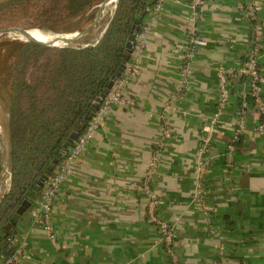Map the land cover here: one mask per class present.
Listing matches in <instances>:
<instances>
[{
    "label": "crops",
    "instance_id": "crops-1",
    "mask_svg": "<svg viewBox=\"0 0 264 264\" xmlns=\"http://www.w3.org/2000/svg\"><path fill=\"white\" fill-rule=\"evenodd\" d=\"M242 1L246 0L207 1L199 22L207 45L190 62L189 91L167 114L171 137L160 153L153 187L165 198L158 215L177 218L175 250L184 264H211L219 245L192 201L195 156L206 117L216 108L217 71L238 67L249 48L251 27L238 8ZM186 2H165L151 25L139 73L123 90L135 105L112 107L84 149L83 165L61 183L53 204L52 237L32 221L29 210L13 223L18 245L24 242L17 264H169L157 231L145 215L141 179L158 140V115L180 84L188 26ZM110 17L99 34L91 27L82 45L97 42ZM260 18L264 22V12ZM259 65L264 76V47ZM229 87V102L208 148L211 161L206 179L212 219L225 237L220 261L264 264V136L244 133L233 159L225 158L245 83L231 77ZM261 93L264 96V83ZM257 122L258 115L250 107L247 127Z\"/></svg>",
    "mask_w": 264,
    "mask_h": 264
},
{
    "label": "trees",
    "instance_id": "trees-1",
    "mask_svg": "<svg viewBox=\"0 0 264 264\" xmlns=\"http://www.w3.org/2000/svg\"><path fill=\"white\" fill-rule=\"evenodd\" d=\"M54 1L44 13L58 11L54 16L58 21L72 18L103 0ZM154 1L116 0L94 44L13 43V61L4 76L8 92L9 189L0 197L2 263L16 254L18 246L13 227L8 229L6 224L47 168L52 166L53 171L60 163L62 159L53 165V160L59 153L64 155L71 145L67 142L69 134L85 128L84 117L92 102L110 81L124 73L130 58L125 45L134 16L140 9L145 17ZM247 101L251 103L250 98ZM239 140L240 137L235 145ZM1 158L0 145V172ZM36 201L26 210L30 211Z\"/></svg>",
    "mask_w": 264,
    "mask_h": 264
},
{
    "label": "built area",
    "instance_id": "built-area-1",
    "mask_svg": "<svg viewBox=\"0 0 264 264\" xmlns=\"http://www.w3.org/2000/svg\"><path fill=\"white\" fill-rule=\"evenodd\" d=\"M167 1L178 3L179 0H155L149 14L143 18L139 30L134 34L130 58L126 62L122 76L113 81L105 97L99 103L97 110L85 128L78 134L77 138L64 153L62 160L51 174L43 181L40 193L35 206L30 210L32 221L39 225L48 236L52 237V210L54 199L61 183L68 176L74 173L77 167L83 165L81 155L96 133L103 127L104 122L113 106L121 108H132L135 102L123 94L126 85L134 79L140 69V59L146 48L148 32L151 25L157 20L164 10ZM208 0H187L188 26L184 35V49L182 52V62L180 67V84L174 94L164 103L159 119V136L152 155L149 159L141 179V190L146 198L145 215L151 222L161 242L169 264H184L175 250L177 231L176 220L163 219L158 215V211L165 204V198L153 187V181L159 171L160 153L166 148L167 141L171 137V131L167 122V114L174 108V102L183 97L190 89V62L198 49L207 45V40L200 35L199 22L203 19ZM238 8L244 13L251 27V38L249 48L241 64L236 68L220 67L217 71V91L218 98L216 108L206 117L203 126L199 146L196 151V168L194 173L195 187L192 201L204 215L208 232L219 240L216 257L211 264H221V256L225 252V237L215 226L212 219V207L209 203L210 190L206 185L207 169L211 159L208 157V148L214 134V128L221 120V115L229 102L231 92L229 79L231 77L243 79L245 90L240 103L237 118L231 122L233 134L229 139L224 156L228 160L233 159L237 148L235 142L244 133L253 131L260 136H264V96L261 93V85L264 83V76L261 73L259 58L264 47V22L260 18L264 12V0H246L238 4ZM250 98L251 103L247 101ZM252 107L258 115L257 124L249 129L246 124L247 110ZM11 239V243H15ZM24 242L19 244L16 254L7 258L2 264H17L18 255L22 252Z\"/></svg>",
    "mask_w": 264,
    "mask_h": 264
},
{
    "label": "rangeland",
    "instance_id": "rangeland-1",
    "mask_svg": "<svg viewBox=\"0 0 264 264\" xmlns=\"http://www.w3.org/2000/svg\"><path fill=\"white\" fill-rule=\"evenodd\" d=\"M54 0H0V29L8 27H19L27 29L35 39L41 41H51L56 36H74L80 32L86 25L94 20L96 10L99 5H94L80 14L66 19L54 21V16L58 11L45 12V9L52 5ZM55 2V1H54ZM116 2V1H115ZM115 2L111 1L104 7L103 16L96 26L92 27L95 34H99L103 25L110 17ZM39 30V31H38ZM49 40V41H48ZM26 38L19 32H4L0 34V139L3 143L4 159L3 165L8 171L9 166V144L7 132V111H8V92L4 84V76L8 66L12 63V52L14 51V42L24 43ZM14 43V44H13ZM73 44V43H72ZM74 44H84V37ZM59 41L56 46H62ZM0 197L8 188L9 171L3 175L0 172Z\"/></svg>",
    "mask_w": 264,
    "mask_h": 264
},
{
    "label": "water",
    "instance_id": "water-1",
    "mask_svg": "<svg viewBox=\"0 0 264 264\" xmlns=\"http://www.w3.org/2000/svg\"><path fill=\"white\" fill-rule=\"evenodd\" d=\"M110 1L111 0H103L98 6L94 20L91 23H89L85 28H83L80 32L76 33L74 36H70V37L69 36H66V37L56 36V37H54V39L51 42H42V41L37 40V39L33 38L32 36H30L27 29H23V28H19V27H8V28L0 29V34H2L4 32L13 31V32H19L20 34H22L26 38L27 41H33V42H37L40 44L56 46V42H58V41H61L63 43V45L72 44V43H75L76 41L80 40L81 38H83L84 35L88 32V30L97 24V22L100 19V16L102 15L104 7ZM143 18H144V14L139 9L134 16V19H133V22L131 25V29L129 32L128 40H127L126 45H125L129 53H131L132 43L134 40V34L139 30ZM112 85H113V81H110L108 83V85L99 94V96H97V98L92 102L87 114L84 117L85 124L94 115L95 111L97 110V108L99 106V103L105 97V95L107 94L109 89L112 87ZM78 134H79V132L77 130L72 131L68 136L67 142L71 143L74 139L77 138ZM0 145H1V151H2L1 174H4V173H8V171L5 169V167L3 165L4 152H3V143L1 141V139H0ZM62 158H63V154L59 153L57 155V157L53 160V165L58 164ZM52 169H53V167L49 166L47 168V170L42 174L41 178L36 182V184L28 191V193L26 194V197L24 198L22 204L12 214L10 222H8L6 224V227L8 229H11L13 227V223L20 218L23 211L26 210V208L30 204L35 202V200L37 199V197L40 193L43 181L48 177L49 174L52 173L51 172ZM1 183H2V181L0 180V186H1ZM13 233L16 234V231H13Z\"/></svg>",
    "mask_w": 264,
    "mask_h": 264
},
{
    "label": "bare ground",
    "instance_id": "bare-ground-1",
    "mask_svg": "<svg viewBox=\"0 0 264 264\" xmlns=\"http://www.w3.org/2000/svg\"><path fill=\"white\" fill-rule=\"evenodd\" d=\"M116 0H111V3L112 2H115ZM39 31V30H38ZM31 32V31H30ZM29 32V34H30V36H32V34ZM33 37V36H32ZM33 38H35V37H33ZM38 40V39H37ZM41 41V40H40ZM42 42H47V41H42ZM49 42H51V41H49ZM59 43V41L58 42H56V44H58ZM3 175V174H2ZM9 189V188H8ZM3 195V194H2Z\"/></svg>",
    "mask_w": 264,
    "mask_h": 264
}]
</instances>
